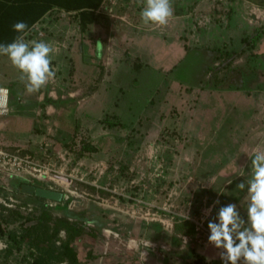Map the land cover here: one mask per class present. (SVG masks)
<instances>
[{"label": "rangeland", "instance_id": "obj_1", "mask_svg": "<svg viewBox=\"0 0 264 264\" xmlns=\"http://www.w3.org/2000/svg\"><path fill=\"white\" fill-rule=\"evenodd\" d=\"M171 2L165 26L143 23L146 0H105L84 32L77 13L51 14L69 34L52 45L55 79L34 93L0 56V85L11 89L0 141L48 164L51 173L32 183L64 194L26 205L17 180L0 176V264H33L29 238L19 236L6 256L8 232L20 235L44 206L92 229L95 237L76 242L90 264H223L207 224L228 203L247 219V187L237 184L247 183L253 150L264 146V125L263 136L255 133L264 0ZM42 30L47 37L45 27L25 39ZM40 97L58 99L56 111L47 114ZM20 102L25 120L13 114Z\"/></svg>", "mask_w": 264, "mask_h": 264}, {"label": "clouds", "instance_id": "obj_2", "mask_svg": "<svg viewBox=\"0 0 264 264\" xmlns=\"http://www.w3.org/2000/svg\"><path fill=\"white\" fill-rule=\"evenodd\" d=\"M140 15L146 25L165 26L173 16L172 2L146 0ZM13 29L21 35L11 43L0 44V56H6L19 71L20 79L27 82L29 93L37 92L55 79L58 69H53L51 64L56 49L42 40H26L28 25L23 21L16 22ZM96 48L97 55H102L103 44L98 41ZM0 92H7V89H0ZM237 187L242 191L247 187V219L241 216L237 204L221 206L215 220L207 224L208 242L221 250L219 257L223 264H264V149L253 150L250 178L247 183H238ZM186 219H189L187 215Z\"/></svg>", "mask_w": 264, "mask_h": 264}, {"label": "trees", "instance_id": "obj_3", "mask_svg": "<svg viewBox=\"0 0 264 264\" xmlns=\"http://www.w3.org/2000/svg\"><path fill=\"white\" fill-rule=\"evenodd\" d=\"M105 0H0V44H8L21 35L13 29L16 22L23 21L28 25L29 31L47 12L58 7L66 11L76 12L79 17L80 30L88 29V26L97 22L99 9ZM111 126H127L124 121H109ZM17 180V187L22 195L23 204H30L33 198L45 200V198L24 193L21 189L23 183H31L21 177H12ZM35 185H38L36 182ZM61 209V205H57ZM39 216L30 219L28 225H23V232L19 235L17 231H9L8 239L14 243L8 245L6 256L13 252L14 244L20 238H29L30 244L38 250L33 264H54L67 262L68 264H90L89 258L82 260L76 242L85 234L92 237V229H87L85 224L79 220L67 217H54L45 208L41 209ZM64 233V235H62ZM88 256L94 257L93 250L88 251Z\"/></svg>", "mask_w": 264, "mask_h": 264}, {"label": "built area", "instance_id": "obj_4", "mask_svg": "<svg viewBox=\"0 0 264 264\" xmlns=\"http://www.w3.org/2000/svg\"><path fill=\"white\" fill-rule=\"evenodd\" d=\"M0 89H7V92H0V117H5L11 112V89L5 85H0ZM49 173L51 167L48 164L35 160L20 149L12 150L0 141V176L21 177L32 183Z\"/></svg>", "mask_w": 264, "mask_h": 264}, {"label": "crops", "instance_id": "obj_5", "mask_svg": "<svg viewBox=\"0 0 264 264\" xmlns=\"http://www.w3.org/2000/svg\"><path fill=\"white\" fill-rule=\"evenodd\" d=\"M61 12L76 13V12H72V11H66V10L58 8V7H54L49 12H47L36 24H34V26L28 32L31 33V31L34 30V29L41 30V29L46 27V30H47L46 36L47 37H44V33L45 32H43V30H42L40 37L36 36L34 38L35 40L45 39L46 41H44V42L49 43L51 45H54L55 42L60 43V44H63L64 42H67L66 38H67V36L69 34V30H67V28L65 26H68V28L70 29V27H69L70 25L62 24V26H61L60 22L55 20V19H53V21L49 22V19L51 18V16L53 17V15H51V14L61 13ZM75 24H76V26H78V28L80 30L79 17H78V21ZM61 39H63L64 42L61 41ZM60 50H63V47H61ZM87 64H89V63H87ZM112 66H114L115 68H118V66L116 64L112 65ZM58 68H60V67H58ZM123 68H126L128 70L127 66L123 67ZM263 72H264V69H260L259 68V74L260 75L258 76V78H260V81H261L260 82V87H261L260 93L261 94L259 95V98L261 99V103H262L263 107H262V115L260 114L261 117L258 119L259 122H257L255 124L257 126V128H258V130L256 129L257 131L255 133H257L258 136L264 132V131L262 132L263 125H264V123L262 121L264 119V76H263ZM47 86H49V85H47ZM50 93H53V91H51ZM39 101H41V97L39 98ZM49 101H50L49 104H45L44 102L41 101L42 102L41 105L45 106L44 108L47 109V114H50L51 111H53V112L56 111V105L59 103V100L55 99L54 97H52V99L49 100ZM26 102L29 103L28 101H26ZM13 107H14L13 108L14 109L13 114L14 113H16L15 115L18 114L19 115V117H18L19 120H25V118H28V117H26L27 115H29L28 111H27V104L23 105V103L20 102V103H17L16 106L13 105ZM69 114H71L70 116L72 117V113H69ZM2 118H4V117H1L0 120H2ZM9 118H5V120L1 121L2 125H5V122ZM253 127H255V126H253ZM260 136H263V135H260ZM252 144H253V141L251 139V142L248 145V147L250 145H252ZM260 148L264 149V146L262 145Z\"/></svg>", "mask_w": 264, "mask_h": 264}, {"label": "water", "instance_id": "obj_6", "mask_svg": "<svg viewBox=\"0 0 264 264\" xmlns=\"http://www.w3.org/2000/svg\"><path fill=\"white\" fill-rule=\"evenodd\" d=\"M21 189L24 193L36 195L56 202H61L64 197V194L60 191L54 190L50 187L37 186L33 183H23Z\"/></svg>", "mask_w": 264, "mask_h": 264}]
</instances>
